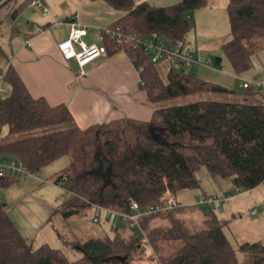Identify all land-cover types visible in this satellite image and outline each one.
Listing matches in <instances>:
<instances>
[{"label":"trees","instance_id":"obj_1","mask_svg":"<svg viewBox=\"0 0 264 264\" xmlns=\"http://www.w3.org/2000/svg\"><path fill=\"white\" fill-rule=\"evenodd\" d=\"M104 1L125 12L110 27L137 35L121 48L106 37V48L110 54L126 52L138 70L143 68L139 71L142 87L156 107L152 119L119 118L80 128L67 104L53 106L45 97H34L9 64L5 80L10 92L0 107V129L7 127L5 136L0 132V160L20 158L29 171L37 173L70 156L68 168L56 179L74 193L73 208L66 215L88 205L120 213L131 212V201L142 208L164 205L168 192L178 195L182 190L200 188L198 171L202 167L216 179L231 180L240 191L264 185V99L248 96L258 93L253 91L255 87L247 89L244 99H230L227 96L239 91L186 68L170 67L165 80L145 49L148 38L164 44L185 40L194 26L193 12L209 0H182L167 7L134 0ZM5 5L6 1L0 9ZM227 9L233 37L222 45L223 55L216 63L226 60L241 74L252 68L253 56L264 50V0H229ZM5 55L0 42V61ZM202 93L218 98L205 96L186 104L164 105ZM197 208L207 210L203 223L187 227L181 215ZM216 208L181 204L143 214L139 222L145 235L130 223L120 221L115 227L112 223L110 236L75 242L84 255L72 260L49 243L33 247L0 203V264H106L115 254L145 244L160 264H237ZM260 245L245 243L242 247Z\"/></svg>","mask_w":264,"mask_h":264},{"label":"crops","instance_id":"obj_2","mask_svg":"<svg viewBox=\"0 0 264 264\" xmlns=\"http://www.w3.org/2000/svg\"><path fill=\"white\" fill-rule=\"evenodd\" d=\"M9 1L12 0H6V4ZM31 1L14 0L7 13L11 18L6 32L11 38L9 47L12 54L3 70H6L9 64L12 65L34 97H45L53 106L67 104L76 124L83 129L119 118L143 121L152 119L156 107L148 101L139 70L126 52L119 51L114 54L107 52L94 59L85 66L86 75L78 79L77 61L65 59L60 49V44L69 39L71 23L75 20L88 27V35L85 37L88 43L106 46L104 29L121 18L125 14L124 11L114 8L104 0H42L48 9L46 13L43 9L30 7ZM180 1L182 0H134L136 4L149 2L157 7L172 6ZM228 1L209 0L207 5L195 10L193 17L202 23L205 30L212 29V25H216L214 20L220 18L225 21V18L229 17ZM232 34L233 32L231 36ZM185 41L192 44L188 38ZM255 55L251 69L237 74L227 62L225 64L229 67H225L224 72L215 70L216 79L213 78L215 80L211 81L232 89L236 85L241 89L238 99L246 98L247 89L241 87L243 80L259 82L264 78V64L260 59L256 61ZM209 59L208 64L212 63V59ZM212 72L214 71L207 68L202 71L207 77H209L207 74ZM253 91L258 93L248 94L250 98L256 101L264 99V88L255 87ZM39 172L34 176L26 175L27 178L23 179L24 176L11 174L0 177V186L6 192V195L0 198V203L5 206L22 235L20 228L22 222L41 232L55 218H62V214L65 218L64 209L71 207L70 204L74 201V193L56 183L57 175L50 178L49 172L44 171L45 173L41 175ZM214 183L217 187L206 190L213 192L216 189L224 191L232 187L236 189L228 179ZM204 195L187 189L180 191L177 196L181 198L184 206H191ZM86 211L89 213L93 211L94 217L98 212L94 206L89 205L79 212L82 214ZM102 218L101 214L98 222L93 220L99 225L98 228H92L88 239L113 234L112 227L109 231L101 226ZM104 219L106 221L109 219L111 224L114 221L120 222L115 217L108 218L106 214ZM26 239L33 247L41 243L30 237ZM88 239L78 237L74 243L85 242ZM44 243L48 242H42Z\"/></svg>","mask_w":264,"mask_h":264},{"label":"rangeland","instance_id":"obj_3","mask_svg":"<svg viewBox=\"0 0 264 264\" xmlns=\"http://www.w3.org/2000/svg\"><path fill=\"white\" fill-rule=\"evenodd\" d=\"M13 1L14 0L9 1L0 9V31H2L0 42L6 50V55L2 57L0 61L2 69L6 67L8 59L12 54L9 47L11 38L6 31H8L11 22L10 15L7 13H9L10 6L14 3ZM195 12L196 11L193 12V15ZM193 21L194 26L188 33L187 38L192 42V45L196 47L194 53L196 64L191 67H186V70L199 77H204L205 79L209 78L210 81L215 80L216 77L214 76L217 75V70L224 72V68L229 67L225 64L227 63L226 60L221 65L216 63V58L223 55L222 45L233 37L231 36L233 30L229 17L225 18V21L217 18L214 20V24L216 25H212V29L209 30H205L202 23H199L195 19V16L193 17ZM229 35L231 37H229ZM209 58L212 59V64H208L207 61L210 60ZM255 59L256 61L257 59H260L264 64V50L258 52L255 55ZM171 63V60L167 58L157 63L165 80H167V72L171 67ZM205 68L213 70L214 72L207 74L209 76L207 77L202 73ZM233 88L241 92V89L236 85L233 86ZM205 96L208 98H218L214 94H191L167 101L164 105L186 104L205 98ZM219 97L223 100L227 99V97L230 99H238L239 94L237 93L231 97ZM0 132L1 136H5L7 134V127H1ZM70 161V156H63L45 167L44 170H41L42 172H39V174L41 175V173L49 172L48 177L51 176L50 178H52L56 177V175L58 177L66 168H68ZM198 177L201 180V187L195 189L196 191L200 193L208 192L207 194L209 195H218V192H220V195L224 197L230 196L225 203L216 204L217 208L215 209V212L218 218L225 223L224 232L233 244L237 256V264H264V185H260L252 190H241L240 192H236L234 187L228 191L216 189L215 191L210 192L206 189L217 187L214 183L215 181L223 182L226 179H216L212 177L205 167H202L198 171ZM23 178H27V176L22 177V179ZM4 195H6V192L3 191L2 186H0V198ZM219 206L221 207V210L218 208ZM256 207H258V212L253 214L252 211ZM69 209H71V207H68V209L66 208L63 211L65 218H63V214L60 213L62 214V218H55L51 224L41 230V232L33 230L22 222L20 228L22 229L23 236L41 242L37 244L36 247L40 246L42 242H48L51 246L63 250L72 260L82 257L84 251L76 246L74 243L75 239L78 237L88 239L92 233V228H98L99 224H96L93 221L95 218L93 211L90 213L86 211V213L82 214L78 211L66 215L65 211ZM206 212V209L197 208L185 212L181 215V218L187 222V224H185L187 227H193V224L200 225V223H203L204 214ZM102 216L101 226L110 231V227H112L110 225L111 223L104 219L105 214H102ZM136 230L137 229H133V232H136ZM245 243H260L261 245L260 247L253 246L250 249H245L242 247ZM152 251V248L147 244H145L144 248L131 247L129 253L115 254L106 260V264H160L153 256Z\"/></svg>","mask_w":264,"mask_h":264},{"label":"built area","instance_id":"obj_4","mask_svg":"<svg viewBox=\"0 0 264 264\" xmlns=\"http://www.w3.org/2000/svg\"><path fill=\"white\" fill-rule=\"evenodd\" d=\"M6 0H0V6ZM30 7L43 9L44 12H48L47 7L45 6L42 0H32L29 3ZM104 35L113 39L116 42L117 48H121L125 43H130L137 39V35L125 34L120 27H106L104 29ZM88 35V27L82 24L79 20H75L71 23V32L69 39L60 44V49L63 53L65 59H75L79 66L77 78L81 79L86 75L85 66L88 65L94 59L107 53V48L104 45H97L95 43H88L85 40V37ZM145 49L147 52L151 53L152 60L155 63L164 60L165 58L171 60V67L175 69H182L190 67L196 64L195 51L196 47L185 40H178L170 44H164L157 41L155 38H148L144 40ZM134 61V59H131ZM212 64V63H210ZM143 68L141 67L139 71ZM6 70H3L0 73V107L2 104L3 98L9 94L10 89L6 84L5 75ZM241 87L248 89L250 87H260L264 88V78L262 81H250L243 80ZM7 174L14 176H26V175H35L36 173L29 171L26 168L25 162L20 158H12L7 160H0V177H5ZM60 184V183H59ZM236 192H240L237 188ZM230 196L224 197L220 194L218 195H209L201 196L196 203L201 207L207 206H216L218 203H225L228 201ZM183 204L180 197L174 195L170 192L167 193V200L164 205H152L149 207L142 208L137 201H131L129 213H120L113 211L111 209L103 208L99 205H94L98 211L95 216V221L98 222L101 218V214L105 213L108 218H117L120 221L130 223L132 227L140 229L142 235L144 231L139 222L140 217L143 214H148L160 210H167L178 207ZM263 206V205H262ZM221 210V207H218ZM258 212V207H256L252 213L256 214ZM117 221L113 223L114 227L116 226Z\"/></svg>","mask_w":264,"mask_h":264}]
</instances>
